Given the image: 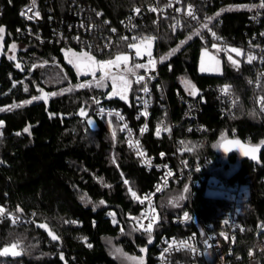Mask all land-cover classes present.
I'll return each mask as SVG.
<instances>
[{
	"label": "trees",
	"instance_id": "trees-1",
	"mask_svg": "<svg viewBox=\"0 0 264 264\" xmlns=\"http://www.w3.org/2000/svg\"><path fill=\"white\" fill-rule=\"evenodd\" d=\"M2 1L4 11L0 26L5 27V34L3 52L0 53V108L40 96L42 93L38 89L50 94L58 91L62 85L74 86L85 80L78 81L79 75L65 56L68 49L75 52V48L62 39L49 41L52 31L57 30L63 32L71 43L67 25L74 22L73 12L78 5L87 8V19H94L95 12H102L101 18L117 26L134 6H144L152 0H50L52 6L49 7L44 0H39L45 20L47 15L44 11L47 9L53 11L52 17L54 21L57 20V23L44 21L42 25L31 26V34L40 32L42 42L15 35L17 29L25 26L19 18V10L27 0ZM157 1L164 3L166 0ZM254 2L260 0H215L212 7H204V10L207 13L219 12ZM219 17L222 24L219 27L213 25V29L228 44L242 49L264 47V36L261 35L264 33V9H260L257 24L249 21L246 8L222 11ZM153 20L155 17L152 13L145 14L140 22L145 26L140 31L145 35L159 36L161 57L167 56L181 41L192 36L160 66L161 81L169 103L168 112L178 123L175 133L183 139L184 146L191 149L194 157L212 158L208 170L202 172L205 180L199 189H195L192 201L188 202L185 198L180 201V207H172L170 202L180 195L185 196L186 192L181 184L171 185L156 199L160 222L152 232L153 242L149 244L147 234L140 231L127 235L135 224L130 217L139 215V206L130 198L121 178L123 176L129 182V187L141 194L151 188L158 173L139 165L133 153L126 149L116 124V140L113 142L105 121L92 115L93 108L97 106L93 97L101 101L99 105L124 107V103L114 98L105 100L109 89L95 86L63 95H49L47 103L37 100L22 108L0 112V120L4 122V127L0 129L3 132L0 137V207L6 210V214L28 220L27 223L18 224L9 216L0 219V250L17 242V251L23 250L16 258L0 257V264H119L109 254L107 240H111L124 254L142 257L144 264H154L158 235H180L193 229L176 228L169 223V218L186 206L191 205L202 224H217L219 211L227 202L222 197L205 195L206 180L210 177L218 179L226 188H245V206L238 218L243 230L234 248L242 260L236 264H264V251L256 253L252 261L245 258L264 239V151L257 162H251L242 159L236 152L224 155L219 148L221 142L228 139L241 140L250 146H258L264 141V112L253 102V97L264 94V90L255 91L247 81L254 78L258 70L262 71L264 66L254 61L249 64L247 58L242 56L237 58L240 61L237 70L224 54H217L214 50V55L221 61V72L201 74L198 70L199 57L205 47L210 48L209 43L201 36L194 35L189 24H186L185 30L173 35L167 24L177 18L170 13L160 17L157 26ZM253 34L254 38H251ZM13 42L17 45L16 61L8 59V48ZM96 57L99 60L113 58L114 54L108 52ZM16 62L22 64L23 71L15 67ZM50 62H55L56 66L50 67ZM32 65L39 67L33 69ZM60 69L65 73V78ZM182 79L191 81L200 91L228 85L237 99L234 112L221 116L213 95L207 91L198 116L200 124L207 130L202 133L188 131V124L181 120L182 105L176 98V94L190 98L181 84ZM14 81L17 82L16 87H13ZM25 85L27 92L24 91ZM155 105L149 123L151 130L155 123L153 119L156 121L161 113L159 105ZM81 107L86 108L89 117L95 121V127L90 128L86 118L78 115ZM28 126L31 135L23 132ZM18 132L21 135H16ZM145 142L150 155L160 150L168 154L171 149V142L167 138H153L151 131L145 135ZM113 158L116 163H113ZM101 200L105 201L103 205L99 203ZM18 208L22 211H18ZM110 212L115 213L118 221L115 225ZM41 224L58 235L59 242H51L42 231ZM81 237H87V242ZM88 243L92 245L91 248L87 247ZM141 248L146 251L141 252ZM61 253L64 260L60 259ZM202 259L206 260V256Z\"/></svg>",
	"mask_w": 264,
	"mask_h": 264
},
{
	"label": "built area",
	"instance_id": "built-area-1",
	"mask_svg": "<svg viewBox=\"0 0 264 264\" xmlns=\"http://www.w3.org/2000/svg\"><path fill=\"white\" fill-rule=\"evenodd\" d=\"M44 4L49 7L52 6L50 0H44ZM217 1V0H216ZM221 1V0H218ZM171 3L172 7H167V5ZM215 0H193L192 2H187L185 0H166L164 3L158 2L157 0H152L148 4L144 6H134L130 12L127 14L125 18L119 21L117 26H113L108 19L101 18V16H96L94 19H87L86 13L87 8L81 7L78 5L77 9H74V22L69 23L67 25V31L70 32V42L69 39L65 37L63 32L53 30L49 41H59L64 40L67 45H71L75 48V52L77 54L87 51L90 52L91 55L96 56L112 52L114 57L112 58H104L100 60H108L114 59L117 54H122L125 52H132L130 48L127 47L128 43H132V37H142V36H150L145 35V32H141L140 28H143L145 25L140 22L143 20V16L145 14L152 13L155 17V21L153 20L154 24L157 26L159 24V18L164 17L167 13L176 16L177 20L180 21L179 25L176 28V31L173 32L170 25H173L177 22H170L167 24L168 29L170 32L175 35L177 32L183 31L186 28V24H189L190 27L193 29V32L200 28V24L204 22L206 16H214L215 12H205V8L208 6L212 7L214 5ZM221 2H219L220 4ZM260 2H254L253 4H259ZM73 5V3H71ZM31 5V0H27L26 3L20 8L19 10V18L24 23V28L20 29L19 31H15L16 37H27L30 40L35 39L38 42H42L43 39L40 36V32L37 35L31 34L29 29L31 30V26H38L42 25L44 21L57 23V20L54 21L52 14V10H45L44 14L47 15L45 17L41 13V5L39 0L36 2L35 11H39L40 18L29 20L24 16H21V12L25 11ZM192 5L195 14L199 18V21L193 20L187 16V9L188 6ZM139 7L141 9L140 14H137L134 11V8ZM205 7V8H204ZM209 7V8H210ZM149 8H156V12L149 11ZM176 9H181V11L177 12ZM4 11V4L3 1L0 0V17L2 16ZM221 12L220 10H218ZM27 15H32V12L27 13ZM256 17L253 19V17ZM131 18V19H129ZM247 18L251 23H258L260 19V8L253 9L252 11L247 10ZM63 21V20H62ZM104 21H108L109 23L105 24ZM123 21V23H121ZM62 23V22H61ZM84 23L85 25L94 24L96 25L95 28L86 29L81 28L79 25ZM220 26L222 24V19L220 17L217 20H214L210 27L213 29V25ZM135 25V27H132ZM115 28L116 31L112 32L111 29ZM218 37H221L218 33H216ZM37 36L39 39H37ZM201 36L203 40L209 43V47H211L212 43H218L223 48L224 46L229 47H237L231 46L228 44L222 37V40H214L211 33L208 32L206 29H201ZM75 37H79V40L75 39ZM121 37H128L127 41L121 40ZM157 39L152 43V59L156 61V69L155 71L149 70L148 72L145 69L137 70L138 75H144L146 77V82L148 83V87L150 89L149 94H145L140 89L142 88V84L135 83V77L129 74V79L133 81L131 90L128 93V100L129 103H125L124 101L120 100L118 96H114V99L120 100L124 103V107H114L110 104H102L97 105L92 110V115L99 120H104L108 129L112 133V129H115V124L118 126L119 131L121 133L124 145L126 149L130 150L136 160L138 161L139 165L146 169V170H154L158 173L157 179L152 184L151 188L141 194L137 195L143 199L145 196H149L151 198L152 207L156 209V215L158 216L157 210V202L156 199L162 196L171 185L178 186L179 184L183 185L184 187H188V192H186L185 197L186 200L189 202L192 201L195 195V189H199L202 182L205 180L202 172L208 170V167L212 163V158L210 156H203V157H194L191 154V149L186 148L183 144V139L175 133L176 128L178 127V123L173 121L170 117L168 112V99L166 96V92L161 81L160 76V66L163 62H161V54H160V38L159 36H155ZM251 38H254V34L251 35ZM105 45H108L105 47ZM125 46V47H124ZM240 48V47H237ZM213 49V48H212ZM244 55L243 57L247 58V55L251 54L256 56L254 60L260 66H264V47H257V48H240ZM215 50V49H213ZM224 54L227 58L228 53L223 51L220 52ZM234 59H237L235 53H230ZM242 57V56H241ZM149 57L146 55L143 56H131L130 61H128V66L133 67L137 63H147ZM99 60V59H97ZM121 70H123V65H121ZM115 71V69H113ZM100 73L98 72L97 79H99ZM148 76H155V79L148 80ZM92 79H86L81 83H86ZM111 82V80H108ZM248 83L252 86L255 91L264 90V69L257 71L254 78H249ZM225 86L218 85L214 87L206 88V91H199V94L193 98H184L180 94H176L177 100L182 105V113H181V120L188 124L187 130L191 129L197 133L205 132L207 129L204 125L200 124L198 120V116L202 111V106L204 102V94L205 92H210L215 100L217 109L221 116H227L234 112L237 106V99L234 94L228 90L227 93L221 91ZM84 89V88H82ZM139 97V99H138ZM148 100L149 106L147 111L149 115L147 117L139 116V114L144 111V104L143 101ZM253 102L256 107L260 108L262 112H264V94H256L253 97ZM155 104L159 105V109L161 110L159 118L155 121L152 130L149 126L150 121L152 120V110L156 106ZM131 105V106H129ZM103 108L105 110L104 115H99V109ZM108 112H119L123 115L124 120H118L115 115L109 117L107 115ZM139 116V119L137 117ZM111 119L112 126L111 128L108 125V120ZM161 124V128L164 127L170 128V131L165 132L161 131V135L159 137L156 136V126ZM147 123L148 129L143 134H141L140 129ZM127 124V128L124 131L120 129ZM130 130V134H129ZM151 131L153 138L163 139L167 138L171 142V149H169L168 154L164 151H158L156 154H149L146 142H145V135ZM132 139L133 141L139 140L141 145V150L146 153L144 157H138L136 155V150L134 148H130L128 144V140ZM164 153V157L161 158L160 154ZM142 159H150L151 166L147 164H142ZM166 166V167H165ZM171 171L173 175L167 178V184L165 185L164 178L166 172ZM123 184L126 186L127 192L134 203L139 206V215L137 217H141V213H144L148 210V201L145 200L144 203H140L138 200H134L131 197L130 192L128 189L130 188L129 185L124 183L126 180L123 176L121 178ZM157 186H159L160 190L157 191ZM211 187V182L207 179L205 190L206 188ZM246 195V190L242 186H235L229 187L227 189V194L224 195L222 198L226 200V205L219 211V220L216 225L213 224H202L197 218L195 213L191 209V205L186 206L183 210L175 213L173 216L169 218V223L176 228H193L190 230L189 233L184 234H174V235H167V234H160L156 239V253L154 256V264H236L241 262L242 258L240 255H236L235 253V244L236 239L239 234L242 232V227L238 222L239 214L241 213L243 207L244 197ZM187 211L189 215L192 217L191 221H184L183 220V212ZM9 216L12 221L15 220V223H27V219H22L18 216L5 214L3 217ZM3 217H0L3 218ZM228 220L229 223L225 224L224 221ZM149 221L147 219H143V223L147 225ZM159 216L154 224L153 231L157 227L159 223ZM159 227V226H158ZM161 227V226H160ZM152 231V232H153ZM142 232V231H140ZM224 232L227 235V239L220 236V233ZM143 233V232H142ZM211 237L209 240V244L212 247H207L204 243L205 239ZM175 241V243H173ZM180 241H188L189 244L193 245L197 251L196 254H193L183 248L180 247ZM169 244L172 247L169 249L167 253L164 252L165 248H168ZM264 251V239L260 240L254 248H252L246 255L247 261H252L256 255V253H260ZM252 255H249V253ZM208 255V256H207ZM206 256V260L201 261V258ZM163 258V259H162ZM200 260V261H199Z\"/></svg>",
	"mask_w": 264,
	"mask_h": 264
},
{
	"label": "snow or ice",
	"instance_id": "snow-or-ice-1",
	"mask_svg": "<svg viewBox=\"0 0 264 264\" xmlns=\"http://www.w3.org/2000/svg\"><path fill=\"white\" fill-rule=\"evenodd\" d=\"M36 2H37V0H31V5L27 9H25V11H22L20 13L21 16H24L29 20H34V19L40 18L39 11H35ZM177 2L179 3V0H177ZM9 3H11V0H9ZM167 7H172V4L169 3L167 5ZM240 8H246L249 11H252L253 9H257V8L264 9V0H260V3L258 5L257 4L239 5V6H235V8L222 9L221 12L222 11L239 10ZM134 11L137 14H140L141 9L139 7H136V8H134ZM149 11L156 12L157 9L156 8H149ZM176 11L179 12V11H181V9H176ZM29 12H32V15H27V13H29ZM221 12L215 13L214 16H206L204 19V22L200 24V28H198L194 31V35L201 36V29H206L208 32L211 33L214 40H217V41L222 40V37H218L216 32H214L212 30V28L210 27L212 22L214 20H217V18L221 15ZM186 14L189 18L199 21V18L195 14V10H194L192 5L188 6ZM95 15L96 16H102L103 13L102 12H95ZM255 18L256 17L254 16L253 19H255ZM129 19H131V18H129ZM104 23L107 24L109 22L104 21ZM121 23H123V21ZM179 23H180V21L177 20V22L175 24L170 25L173 32L176 31V28L179 25ZM79 27L91 29V28H95L96 25H94V24L85 25L84 23H81L79 25ZM132 27H135V25H133ZM17 31H19V29ZM111 31L115 32L116 29L112 28ZM29 32H31L30 29H29ZM4 34H5V27L0 26V53L3 52ZM261 35L264 36V33H261ZM201 38L203 39L202 36H201ZM37 39H39L38 36H37ZM75 39L79 40V37H75ZM131 39L133 42L128 43L127 47L131 48V49H135V55L137 57H139L142 55L141 48L143 46L144 52L149 57L146 64L145 63H137L133 67H129L128 66L129 56L126 54H117L114 59L97 60L95 58V56L90 54V52L84 51V52L77 54L76 52L72 51L71 49H68L65 52V56H66V58H68V63L72 64L76 68L78 75H85V76L91 75L92 80L87 81L86 83H80V84H77L74 86L70 85L67 89H62L60 93H50L49 94V93H44L43 89H38V91H40L42 93L40 96H33L31 99L24 100L20 103L14 102L13 104H11L7 107L0 108V112L12 111V110L17 109V108H22L25 105L31 104L33 101H37V100H44L45 103H47V97L49 95H52V96H56L58 94L63 95L66 92H72L76 89H82V88H92L93 86L98 87V88L107 87V81L108 80H111V92L106 94V98L112 99L114 96H118L120 100L124 101L125 103H129L128 93L131 90L132 83H133V81L131 79H129V74L131 76L135 77V83L142 84V88L140 90L143 91L145 94H149L150 89L148 87V83L146 82V77L144 75H138L137 70L145 69L146 72H148L149 70H151L153 72L155 71L156 61L154 59H152L151 47H152L153 41H155L157 39V37H155V36H142V37L133 36ZM190 39H192L191 35L188 36L187 40H190ZM121 40L127 41L128 37H121ZM187 40L181 41V44L178 45L176 48L172 49L168 53L167 56L161 57V62H163L164 60H167L171 55L178 52L180 50V47H182L183 44L187 43ZM107 46L108 45H105V47H107ZM211 47L216 50L217 54H219L221 51L228 53L227 60L230 62V64L235 69L239 70L240 61L237 59H234L230 53H235L237 57H241L244 55V53L240 48L229 47V46H224L222 48L220 46V44H218V43H212ZM16 50H17V45L15 42H13L8 48V52L11 53V55L8 56L9 60L16 61V59H17L16 55H15ZM205 58H207L209 61L214 62V64L210 68L205 66ZM255 59H256V56L249 54V55H247L246 62L251 64ZM45 63H47V62L45 61ZM121 65H123V70H121ZM220 65H221V61L218 58V56L213 55L208 50V48L205 47L201 53L200 71L205 72V71L211 70V71H217L218 72V71H220ZM15 67L21 71L24 70L22 67V64L19 62L15 63ZM36 67H39V65H32L33 69ZM113 69H115V71H113ZM169 70L171 71V65H169ZM97 72L100 73L99 79H97V76H96ZM151 79H155V76H148V80H151ZM16 83L17 82H15V81L13 82V87H16ZM19 83H23V81H20ZM182 83L184 84L185 91L188 93L189 96L195 98L199 94L200 90L194 84H192L191 81L184 79V80H182ZM228 90H229L228 85H225V87L223 89H221V91L224 93H227ZM24 91L25 92L28 91L27 85L24 86ZM138 99H139V97H138ZM93 101L97 105H99L101 103V101L99 99H96L95 97H93ZM143 104H144L145 110L142 111L139 114V116L147 117L149 115V113L147 111V108L149 106V101L144 100ZM129 106H131V105H129ZM104 112H105V110L103 108L99 109V115L103 116ZM78 115L82 118H86V123L90 128L95 127V121L89 117V113L86 110V108L81 107L79 112H78ZM107 115L109 117L115 115V117L118 120H120V121L124 120L123 115H121L119 112H115V113L108 112ZM139 116L137 117V119H139ZM161 124H163V121H161L160 124H157V126H156V136L157 137H159L161 135V131H165V132L170 131V128H168V127H164L162 129ZM108 125L111 128V126H112L111 119L108 120ZM3 127H4V122L2 120H0V129H2ZM127 127H128L127 124H125L123 126V128H121L120 130L124 131ZM147 129H148V125H147V123H145L144 126L140 129L141 134H143L145 131H147ZM189 131H191V129H189ZM23 132L31 135L30 126L25 127L23 129ZM129 134H130V130H129ZM16 135H21V133L18 132V133H16ZM111 135H112L113 142H115V140H116V130L115 129H112ZM2 136H3V132L0 131V137H2ZM222 139H223V137H222ZM227 143L240 145L239 140L227 141ZM261 143H264V141H262ZM128 144H129L130 148H134L136 150V155L138 157L146 156V153H144L141 150V145H140L139 140L133 141L132 139H129ZM221 147H223V145H221ZM241 147H243V146H241ZM224 150L229 151L230 149L225 147ZM256 151H257V148L252 147L248 150H244L242 154L245 156L251 155L252 159H256V156L254 155ZM164 155H165L164 153H161L160 154L161 158H163ZM113 163H116L115 158H113ZM141 163L151 166V160L150 159H142ZM172 175H173V173L171 171L166 172V175L164 178L165 185L167 184V178L171 177ZM124 183L127 185L129 182L127 180H124ZM105 186L111 187V185H105ZM159 190H160V188H159V186H157V191H159ZM128 191L130 192L131 197L134 200H138L140 203H144V201L147 200L148 201V210L144 213H141V217H130V219L133 220L135 222V224H134L131 232L126 233V234L131 235L132 232L142 231L143 233L147 234L148 243L151 244L153 242L152 241L153 227H154V224L156 223V221L158 219V216L156 215V209L152 207L151 198L149 196H145L143 199H141L137 195V193L135 191H133L131 188H129ZM183 191L188 192V187L185 186ZM185 198H186L185 196L180 195L179 197L176 198L175 201L170 202L171 206L177 207V208L180 207V201L185 200ZM81 199H83V197H81ZM99 203L101 205H103L105 203V201L101 200ZM18 211H22V209L18 208ZM5 214H6V210L3 207H0V217H3ZM109 216H111L113 218L112 222L114 225L118 223V221L115 219V213L110 212ZM143 219H147L149 221L147 223V225H145L143 223ZM183 220L184 221H191L192 220V217L189 215V213L187 211L183 212ZM13 222H15V220ZM71 223H76V221H71ZM224 223L228 224L229 221L225 220ZM40 227L46 228L47 226L44 224H41ZM262 227H264V226H262ZM241 230H243V229H241ZM121 232L124 233L123 228H121ZM48 235L51 237L52 241H58L60 239V237L52 231H49ZM220 236L227 239V235L224 232H221ZM80 239L87 242V237H81ZM210 239H211V237H208L204 241V243L207 247H212V245L209 244ZM173 243H175V241H173ZM179 243H180L181 248H183V249H185V250H187L193 254H196L197 249L193 245L189 244L188 241H180ZM87 247L91 248L92 245L90 243H88ZM171 247H172V245L169 244L168 248L164 249V252L167 253ZM18 248H19V242L11 244L10 247H4L2 250H0V257H7L9 255L14 256V257L20 256L23 250L21 249L20 251H17ZM116 251L120 252L121 250L116 249ZM140 251L145 252L146 249L141 248ZM123 255H125L126 259L136 261L137 264H144V260L142 257L136 258V257H128L126 254H123ZM249 255H252V253L250 252ZM60 259L64 260L63 253L60 254Z\"/></svg>",
	"mask_w": 264,
	"mask_h": 264
},
{
	"label": "rangeland",
	"instance_id": "rangeland-1",
	"mask_svg": "<svg viewBox=\"0 0 264 264\" xmlns=\"http://www.w3.org/2000/svg\"><path fill=\"white\" fill-rule=\"evenodd\" d=\"M130 50L132 52H125V53H122V54H126L129 56V61H130V58L131 56H136L135 55V49H131ZM208 50L214 55V50L212 48H208ZM203 51V50H202ZM141 52H142V55H146L147 54L144 52V49H143V46L141 48ZM151 52H152V47H151ZM202 53V52H201ZM8 55H11V53H9ZM140 56V57H141ZM148 57V56H147ZM153 58V57H152ZM200 61H201V54H200V57H199V61H198V70L200 71ZM50 67H55L56 66V63L55 62H50ZM214 64V62L212 61H209L207 58H205V66L206 67H211L212 65ZM221 65H220V71H205V73H220L221 72ZM60 72L62 74V77L65 78V73L63 72V70L60 69ZM54 78H56V82H58V77L55 76ZM184 80V79H182ZM61 82V81H60ZM62 83V82H61ZM182 86L184 87L185 89V86L184 84L181 82ZM70 86V85H69ZM68 86V87H69ZM68 87H64L63 85L60 87V89L58 91H54L52 93H60L62 89H67ZM94 87V86H93ZM103 88H106V89H109V91L111 92V82L107 81V87H103ZM59 95V94H58ZM113 155V154H112ZM209 181L211 182V187H208L206 188L205 190V195L207 196H211V197H223L224 195L227 194V189L222 183H220L218 181V179H216L215 177H210L209 178ZM112 218V217H111ZM113 219V218H112ZM107 245H108V250H109V254L115 259L117 260V262L119 264H137L136 261H133V260H129V259H126L125 258V255H123L124 253L122 252V250L117 247L111 240H107ZM116 249H120L121 251L120 252H117ZM123 253V254H122ZM128 256V255H127ZM130 257V256H128Z\"/></svg>",
	"mask_w": 264,
	"mask_h": 264
},
{
	"label": "water",
	"instance_id": "water-1",
	"mask_svg": "<svg viewBox=\"0 0 264 264\" xmlns=\"http://www.w3.org/2000/svg\"><path fill=\"white\" fill-rule=\"evenodd\" d=\"M72 67L76 70V68L73 65H72ZM76 72H77V70H76ZM97 75H98V72H97L96 76ZM82 79H85V80L86 79H92V77H91V75H87V76L79 75L78 81H81ZM105 100H109V99L106 98ZM235 140L236 139H228V140H225V141L221 142V144L219 146L221 153L224 154V155H229L232 152H236L242 159H247V160H249L251 162H257L259 160L262 151H264V143H261L258 146H250V145L244 143L241 140H239L240 141V145L228 144L227 143V141H235ZM221 145H223V147H221ZM241 146H243V147H241ZM225 147L229 148L230 150L229 151H225L224 150ZM252 147H256L257 148V151L254 154L256 156V159H252L251 155L245 156V155L242 154L244 150H248V149H250ZM42 231L46 234V236L48 237V239L51 242H53V243L59 242V240L58 241H52L51 240V237L48 235V232L51 231V230L48 227L42 228ZM9 256L12 257V258H16V257L11 256V255H9Z\"/></svg>",
	"mask_w": 264,
	"mask_h": 264
},
{
	"label": "crops",
	"instance_id": "crops-1",
	"mask_svg": "<svg viewBox=\"0 0 264 264\" xmlns=\"http://www.w3.org/2000/svg\"><path fill=\"white\" fill-rule=\"evenodd\" d=\"M201 74H209V75H211V74H219V73H205V72H201V71H199Z\"/></svg>",
	"mask_w": 264,
	"mask_h": 264
}]
</instances>
